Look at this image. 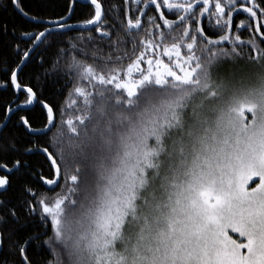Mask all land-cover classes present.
Here are the masks:
<instances>
[{
    "label": "snow or ice",
    "instance_id": "snow-or-ice-1",
    "mask_svg": "<svg viewBox=\"0 0 264 264\" xmlns=\"http://www.w3.org/2000/svg\"><path fill=\"white\" fill-rule=\"evenodd\" d=\"M44 3L0 22V264H264V0Z\"/></svg>",
    "mask_w": 264,
    "mask_h": 264
},
{
    "label": "trees",
    "instance_id": "trees-1",
    "mask_svg": "<svg viewBox=\"0 0 264 264\" xmlns=\"http://www.w3.org/2000/svg\"><path fill=\"white\" fill-rule=\"evenodd\" d=\"M8 0H0V22H7L9 24L18 23L19 22V16L17 13H15L11 8L5 9L3 6L7 4ZM105 8L107 10V16L109 20L117 19V14L112 11L113 7L119 6L120 8H123L124 5L122 3V0H104ZM24 6L26 10L34 11L36 9V0H24ZM64 7V0H45L44 8L47 11L50 12H60L63 11ZM166 11V10H165ZM152 13L149 12V15ZM87 15L86 12H83L81 9H77L76 15L71 18L70 22L73 23H79L85 16ZM171 17V14H169ZM247 16L246 13L239 12L235 14V20L238 23L239 20L245 19ZM204 23L206 26L211 27V25L208 23L207 18H205ZM74 35L77 33H73ZM87 31L84 32V35H87ZM122 35V33L120 34ZM247 39V36L244 37ZM11 95L8 91L4 89H0V103L5 102L6 100L10 99Z\"/></svg>",
    "mask_w": 264,
    "mask_h": 264
},
{
    "label": "water",
    "instance_id": "water-1",
    "mask_svg": "<svg viewBox=\"0 0 264 264\" xmlns=\"http://www.w3.org/2000/svg\"><path fill=\"white\" fill-rule=\"evenodd\" d=\"M78 28L82 27L79 23H75Z\"/></svg>",
    "mask_w": 264,
    "mask_h": 264
},
{
    "label": "flooded vegetation",
    "instance_id": "flooded-vegetation-1",
    "mask_svg": "<svg viewBox=\"0 0 264 264\" xmlns=\"http://www.w3.org/2000/svg\"><path fill=\"white\" fill-rule=\"evenodd\" d=\"M73 23V22H72ZM75 24V23H74Z\"/></svg>",
    "mask_w": 264,
    "mask_h": 264
}]
</instances>
